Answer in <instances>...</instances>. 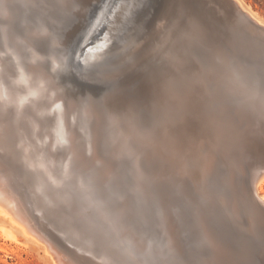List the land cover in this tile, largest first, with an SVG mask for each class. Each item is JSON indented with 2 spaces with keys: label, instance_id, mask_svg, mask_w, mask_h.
<instances>
[{
  "label": "rangeland",
  "instance_id": "1",
  "mask_svg": "<svg viewBox=\"0 0 264 264\" xmlns=\"http://www.w3.org/2000/svg\"><path fill=\"white\" fill-rule=\"evenodd\" d=\"M215 1L218 10L229 21L220 20L222 15L211 8L209 14L207 10L204 12L203 6H207L205 0H146V5L134 6L133 12L131 9L128 15L124 9L127 4H124L122 8H116L118 11L110 12L113 14V22L109 23L112 28L110 31L115 34L111 53L99 58L101 62L91 57L92 62L82 61V65L78 66L75 46L77 48V44L89 35L92 25L95 27L106 4L102 7L99 5L94 11L93 6L74 4L75 1L71 0L67 4L61 0H0V59L6 69L0 70V78L10 85L17 84L21 60L24 59L29 66L40 63L39 72L52 79V87L46 89L42 105L48 109L51 107L52 111L55 94L64 96L70 101L72 110L69 121L80 135V141H77L81 143L82 146H79L82 149L85 147L84 157L92 156L93 151L86 148L94 140L95 155L86 167L78 162L74 166L67 163L66 143L58 142L57 148L53 146L58 161L53 167L56 183L55 187H50V195L57 204L65 205L68 202L71 206L70 209L60 207L58 213L61 214L63 210L74 211L72 216L76 222H88L97 231L96 236L102 237L99 239L102 242L100 245L95 242L91 246L95 252H83L75 246L87 250L85 246L90 247L87 241L72 239L74 243L70 244L63 234L52 228L64 245L76 253L74 256L78 263L138 264L136 257L143 259L144 256V252L137 256L134 250L133 241L138 239L146 247L147 257L158 249L159 264H205L209 255L215 256L208 237L211 236L215 242H221V245L217 243L225 256L218 264H264V231L261 230V234L255 229L252 231L246 212L243 213L242 209L239 215L231 212L229 200L225 197L228 194L224 195L219 186L221 179L224 180L223 176H229L227 174L230 173H234L237 180L249 184L254 169L261 163V158L249 153L246 146L251 142L249 138L255 133L254 130L264 125V44L261 46L258 35L242 24L230 8L229 0ZM241 1L253 10L260 22H264V3L260 5L262 1ZM222 5L226 8H222ZM229 10L231 12L228 13ZM124 12L127 19H121ZM205 13L212 19H206L209 17ZM197 21L204 24L205 28L196 27ZM148 22V27L145 26L142 32L144 36L141 38L139 56H123L124 51H119L127 46L134 35L131 31L141 23L147 25ZM91 46L87 45L86 50ZM240 47L247 57L241 58ZM34 52L38 58H32ZM81 69L83 74H80ZM254 80H257L255 84L258 88L252 86ZM250 105L259 113L255 114L257 116L252 115L253 119ZM85 108L94 112L88 120ZM237 108H247L249 113L238 114ZM17 111L14 104H0V124L10 132L8 137L14 143L13 155L17 159L18 171L28 181L27 184L20 179V195L30 203L31 196L26 193L31 194L32 190L34 192V189L52 181L41 165L36 166L40 158L28 159L22 146L21 132L38 142L29 122L38 114L28 108L31 114L25 119L21 117L16 120ZM45 112V123L38 135L41 138L43 133L50 130V136L54 137L59 127L58 115L54 111ZM243 118L252 121V127L244 126ZM254 125H257L256 128ZM246 129L249 131L246 132ZM150 130L153 132L151 135ZM192 130L197 131L194 133ZM220 132H225V136ZM259 133L264 139V130ZM159 138L161 143L156 142L160 141ZM168 138L173 139H169L170 144L173 141L171 145L177 149L169 147ZM167 145L170 150L173 149L172 153ZM181 148L184 153H181ZM179 157L184 162L180 163ZM217 198L223 200L219 202ZM55 218L59 220L58 228L63 229L59 217ZM166 221L170 222V242L164 228ZM244 225L246 229H242ZM18 236L19 240L0 236V244L6 247V250L0 249V264H51L35 243L27 241L20 234ZM169 246L170 251H167ZM94 253H110L114 260L103 261ZM155 262L153 259L152 264Z\"/></svg>",
  "mask_w": 264,
  "mask_h": 264
},
{
  "label": "bare ground",
  "instance_id": "2",
  "mask_svg": "<svg viewBox=\"0 0 264 264\" xmlns=\"http://www.w3.org/2000/svg\"><path fill=\"white\" fill-rule=\"evenodd\" d=\"M63 4H67L68 0H61ZM71 1H75L74 4L77 3H82L83 6L87 4L88 7L93 6L94 11L96 10V8L100 5L102 7L103 4H106L105 8L103 9L102 12V16L98 19V21L95 24V27L93 28L91 26L89 35L83 39V41L79 42L80 44H77V48L75 46V52H77L75 60L76 63H78L77 65L80 66L82 65V61L84 62H90V58L93 57L94 60H100L99 58H101L103 55H105L106 53H111V49L113 46V41L112 39L115 37V34L112 33V31H110L112 28L111 26H109L113 21H111V18L113 17V14L111 15L112 12L118 11L116 10V8H122L123 6H125L124 4H127L126 7L124 8L126 14L128 15L129 12L131 11V9L139 4H145L146 5V0H141V2L139 0H99L98 2H94V0H71ZM207 3V6H203V11L205 12L206 10L208 11L207 14H209V8L215 10L216 12L221 13V10H218V6L215 0H205ZM69 3V2H68ZM123 4V5H122ZM229 4L231 5L230 8L233 10V12L237 15V17H239L242 21V24L247 26L252 33H255L257 36V40L260 41L261 46L262 44H264V22H260L259 19L256 17L255 13L253 12V10H251L250 8L246 7L241 0H229ZM221 5V2H220ZM79 6V4H78ZM77 6V7H78ZM224 8L225 5H222ZM72 7V6H71ZM76 7V5H75ZM81 7V6H80ZM100 7V8H101ZM139 7V6H138ZM220 7V6H219ZM85 8V7H84ZM221 8V7H220ZM226 8V7H225ZM229 8V7H228ZM74 9V8H73ZM86 10V9H85ZM135 10H137L135 8ZM225 10V9H224ZM222 9V11H224ZM81 12V10H80ZM79 12V13H80ZM111 12V13H110ZM121 12V11H120ZM119 12V13H120ZM124 12V17L121 19L126 18L127 19V15H125ZM133 12V9H132ZM225 12V11H224ZM228 13L231 12L230 10L227 11ZM118 13V12H117ZM118 13V14H119ZM205 13V14H206ZM226 13V12H225ZM121 14V13H120ZM133 14V13H131ZM205 15L209 18L206 19H212L210 15ZM110 15V17H108ZM234 15V14H233ZM123 16V15H122ZM193 16V15H191ZM117 17V14L115 15V18ZM121 17V15H120ZM218 17H220L218 15ZM223 18H219L224 19L225 21H229L227 19L224 18L225 16L222 15ZM231 17V16H230ZM236 17V18H237ZM92 18V17H91ZM2 19V18H0ZM218 19V18H216ZM218 19V20H219ZM223 20V21H224ZM116 21V19H115ZM215 21V20H214ZM2 22V21H1ZM128 23V22H126ZM150 22L145 23V25H143L142 23L136 27V29L134 28L131 33L133 32V36L130 39V41H128L127 46H125L123 48L122 51L119 52H123V56H133L135 58H137L139 56V47L141 44V38L144 36L143 29L146 27H148ZM262 23V24H261ZM121 25V24H120ZM127 25V24H125ZM204 24L200 23V22H196V27H203ZM10 26V25H9ZM8 26V28H9ZM157 26V25H156ZM262 27V28H261ZM111 28V29H110ZM119 28V27H118ZM116 28V29H118ZM205 28V27H203ZM120 29V28H119ZM118 29V31H119ZM163 29V28H162ZM34 31V30H33ZM117 31V30H116ZM224 32V31H223ZM121 37V36H120ZM119 38V37H118ZM262 38V40H260ZM171 39V38H170ZM255 39V38H254ZM257 40H255L257 43H259ZM239 41V40H238ZM2 42V41H1ZM116 42V41H115ZM156 42V41H155ZM259 43V44H260ZM91 44L92 46L86 50V46ZM124 44V43H122ZM160 44V43H159ZM126 45V44H125ZM161 45V44H160ZM156 47V45H155ZM162 47V45L160 46ZM243 47H245L243 45ZM116 48V47H115ZM240 53H241V58L243 57H247V55L245 54V52L243 51V48L240 47ZM264 48V47H263ZM261 48V49H263ZM157 49V48H156ZM149 50V49H148ZM264 50V49H263ZM36 52V51H35ZM34 52L33 57L32 58H38V54H36ZM109 55V54H108ZM120 55V54H119ZM111 57V56H110ZM113 57V55H112ZM111 57V58H112ZM153 58V57H152ZM264 58V57H263ZM103 59H105L103 57ZM109 59V58H106ZM113 59V58H112ZM37 60V59H35ZM39 60V59H38ZM93 61V59L91 60V62ZM104 61V60H103ZM102 61V63H103ZM108 61V60H106ZM128 61V60H127ZM240 61V60H239ZM21 65H20V72H19V76L17 78V84H13L10 85L9 82L4 81L3 79L0 78V104L2 106H9L14 104L15 107L18 108V114L16 112L17 117H14L16 120L17 118L20 120L21 117L23 119L27 118L28 115H30L31 113H28V108L34 109V111L38 114V116H36V118H31L29 122H31V126L32 129L34 131L33 134L37 135L38 138V142L34 141L32 138H28L23 132H21V139H23V147L26 153L27 158L29 159L31 158H37L39 160L38 161V165H41L45 170H46V174H48V176L51 178L52 183L49 181L48 184L46 185H41L40 187H38L37 190L34 189L31 191L30 193H26V195L31 196V201L29 203L28 199L23 200L21 195H20V179L22 182H25L28 184V181L26 179V177L24 175H22L19 171H18V165L16 163L17 159L14 157L13 153V141H10V138L8 137V135L10 134V132L8 131L7 127L0 124V236L6 238V239H10V240H19V234L22 235L27 241L35 243L40 249H42V251L47 255L44 258L49 261L51 264H80L78 263V261L75 259V252H72V250H70L66 245H64V241L62 242L61 239L59 238V236L55 233V229L64 235V237L66 238V241L70 244L74 243V241L72 239H76V240H84L87 241L88 245H90V247H86L87 250H83L81 249V247L79 246H75V248H77L80 251H88V252H95V249H93L91 246H93V243H99V245L102 243L100 242L99 239H101L100 237L96 236V232L94 231V229L91 227V225L88 222H84L82 221L80 223L76 222L75 218L72 216L74 213L71 211H62L61 214L60 212L58 213L59 209H63L68 207L70 209V203L68 204V202L65 203V205L62 204H57L56 200L51 197L50 195V187L52 188L55 187L54 182L56 181V178L53 174V167L54 165L57 163V151L54 150V147L57 148L56 144L59 142H64L67 145V149H68V162L71 166H74L75 162H78V164L85 166L88 165L90 163V159L91 157H94V140H91V144L90 147L86 148L88 151H93L92 156L91 157H84L83 155V151L84 148L82 149L81 143H78V139L80 138L79 133L77 132V129L74 128V125L71 124V122L69 121L70 119V115H71V105H70V101L67 100L64 96H60V95H56L55 94V99L52 103L51 106H53V110L54 112L57 113L58 115V125L59 127H57L56 132H55V136L52 137V135L50 136V130L48 132H45L42 134L41 138L39 137L38 134H40V128L44 125L45 120L43 117H45V115L43 116L44 112L47 111V113H52V111L50 110L51 107H45L42 105L41 100L43 99L44 96H46V89L51 88V84H52V79L51 76L45 75V73H41L39 72L41 70L40 68V63H38L37 65H33L29 63H25L26 61L23 59L20 61ZM98 62V61H97ZM95 62V64L97 63ZM101 62V60H100ZM92 64V63H91ZM94 64V65H95ZM90 65V64H88ZM93 66V65H92ZM5 69V65L3 63V61L0 59V70L4 71ZM203 69V68H202ZM6 70V69H5ZM74 70V69H73ZM82 70V69H81ZM9 71V70H8ZM79 72V70H77ZM83 70L80 72V74H83ZM149 72V71H148ZM155 72V71H154ZM159 72V71H158ZM227 72V71H226ZM184 73V72H183ZM34 74H36L37 76H35ZM101 74V73H100ZM122 75V74H121ZM86 76V75H85ZM103 76V75H102ZM164 76V75H163ZM114 77V76H113ZM211 78V77H210ZM89 79V78H88ZM209 79V78H208ZM84 80V79H83ZM109 80V79H108ZM92 81V80H91ZM254 80L252 83L253 87L255 84ZM210 83V82H209ZM236 83V82H235ZM88 84V83H87ZM99 84V83H98ZM184 84V83H183ZM214 84V83H213ZM232 84V83H231ZM168 85V84H167ZM166 85V86H167ZM181 85V84H179ZM113 86V84L111 85ZM256 87L258 88V86L256 85ZM185 88V87H184ZM243 88V87H242ZM164 89V88H163ZM216 89V87H215ZM223 89V88H222ZM172 90V89H171ZM251 90V89H250ZM258 90V89H257ZM166 91V90H165ZM213 91V90H212ZM219 91V90H217ZM259 91V90H258ZM158 92V91H157ZM161 92V91H159ZM184 92V91H183ZM220 92V91H219ZM238 92V91H237ZM247 92V91H246ZM162 93V92H161ZM262 93V92H261ZM185 94V93H183ZM233 94V93H232ZM250 94V93H249ZM241 95V94H240ZM160 96V95H159ZM249 96V95H248ZM252 96V95H251ZM121 97V96H120ZM230 97V96H229ZM250 97V96H249ZM182 98V97H181ZM245 98V97H244ZM87 99V98H86ZM176 99V98H175ZM189 99V98H188ZM210 99V98H209ZM254 99V98H253ZM105 100V98L103 99V101ZM240 101V99L238 100V102ZM242 101V100H241ZM108 102V101H107ZM114 102V101H113ZM105 103V101H104ZM103 103V105H104ZM191 103V102H190ZM241 103V102H240ZM215 104V103H214ZM213 104V105H214ZM254 104V103H253ZM110 105V104H109ZM184 105V104H183ZM189 105V103H188ZM211 105V104H210ZM217 105V104H216ZM239 105V104H237ZM247 105V104H246ZM261 105V104H260ZM243 106V105H242ZM252 105H250L249 110H250V115L251 118L253 119V116H257L255 114H259L257 111H255V109L253 107H251ZM256 106V105H255ZM89 107V106H88ZM115 107V106H114ZM187 107V106H186ZM218 107V106H217ZM221 107V106H220ZM227 107V106H226ZM240 107V106H239ZM248 107V106H247ZM264 107V105H263ZM185 108V107H184ZM225 108V107H224ZM223 108V109H224ZM244 108V107H243ZM243 108H237L236 112L238 114L241 115H245L247 113H249L247 111V108H245V110H243ZM111 109V107H110ZM170 109V108H169ZM176 109V108H175ZM218 109V108H217ZM72 110V109H71ZM197 110V109H196ZM216 110V109H215ZM214 110V111H215ZM222 110V108H221ZM231 111H233V109H230ZM113 111V110H112ZM32 112V111H31ZM85 115L87 116V120L89 119V117L91 115H93L92 113H94L93 111L89 110L88 108L84 109ZM110 111H108V114ZM200 112V111H199ZM260 112V110H259ZM46 113V112H45ZM218 113V112H217ZM14 114V113H13ZM55 114V113H54ZM121 114V112H120ZM189 114V113H188ZM187 114V115H188ZM222 114V113H221ZM229 114V113H227ZM232 114V113H230ZM56 115V114H55ZM196 115V114H195ZM219 115V114H217ZM253 115V116H252ZM139 116V115H138ZM204 116V115H203ZM236 116V115H235ZM107 117V115H106ZM106 117H104L106 119ZM112 117V116H111ZM115 117V116H114ZM193 117V116H192ZM199 117V116H198ZM201 117V116H200ZM232 117V116H231ZM103 118V119H104ZM108 118V117H107ZM117 118V116H116ZM132 118V117H131ZM216 118V116H215ZM229 118V117H228ZM239 118V117H238ZM237 118V119H238ZM242 118V117H241ZM109 119V118H108ZM113 119V118H112ZM225 119V118H224ZM232 119V118H231ZM230 119V120H231ZM244 119V118H243ZM257 119H260L257 117ZM206 120V119H205ZM114 121V120H113ZM156 121V119H155ZM207 121V120H206ZM211 121V120H210ZM96 122V121H95ZM252 122V121H251ZM251 122L244 119V126L246 127H252L251 126ZM257 122V121H256ZM1 123V122H0ZM43 123V124H42ZM118 123V122H116ZM166 123V122H165ZM164 123V124H165ZM169 124V123H168ZM187 124V122H186ZM118 125V124H117ZM204 125V124H203ZM208 125V124H207ZM20 126V125H19ZM18 126V127H19ZM48 126V125H47ZM103 126V125H102ZM116 126V125H115ZM114 126V127H115ZM119 126V125H118ZM191 126V125H190ZM230 126V124H229ZM257 125H254V127ZM264 126V125H262ZM260 126L257 128V131L254 130V132L252 131V134L249 138V140L251 142L248 143L247 150L249 153H252L254 155H257L259 158H261V163L257 164V167L255 170V172L253 173L251 179H250V183L247 184L245 182H242L240 180H237L234 176V173H230L227 174L229 176H223L224 180L221 179V185H219L222 188V192L223 194H228L225 195L226 199L229 200V207H230V211L234 212L235 215L236 214H240L239 212H241L240 209L243 210V213L246 212L245 214L247 215V218L249 219V227L252 226L253 230L255 229V232L261 234V230L264 231V139L261 138L260 135V131L264 130V128ZM109 127V126H108ZM120 127V126H119ZM130 127V126H129ZM215 127V126H214ZM228 127V126H227ZM232 127V126H231ZM113 128V127H112ZM121 128V127H120ZM187 128V127H186ZM208 128V127H207ZM256 128V127H255ZM49 129V128H48ZM101 129V128H100ZM111 129V127H110ZM203 129V126H202ZM212 130V128H210ZM215 129V128H214ZM228 129V128H227ZM230 129V128H229ZM254 129V128H253ZM99 130V129H98ZM126 130V129H125ZM155 130V129H154ZM169 130V129H168ZM166 130V131H168ZM194 130V129H193ZM192 130V131H193ZM242 130V129H240ZM260 130V131H259ZM104 131V130H102ZM118 131V130H117ZM151 131V130H150ZM188 131V130H187ZM197 130H195L196 132ZM199 131V130H198ZM213 131V130H212ZM216 132V130H214ZM223 131V130H222ZM226 131V130H225ZM232 131V130H231ZM230 131V132H231ZM249 129H246V132H248ZM110 132V131H109ZM194 132V131H193ZM194 132V133H195ZM201 132V131H199ZM198 132V133H199ZM211 132V131H210ZM214 132V134H215ZM229 132V131H227ZM235 132V130H234ZM243 131H241L242 134ZM112 133V132H111ZM119 133V132H118ZM153 133L152 131L150 132ZM172 133V131H171ZM170 133V134H171ZM193 133V134H194ZM202 133V132H201ZM221 133V132H220ZM239 133V132H238ZM159 133H157L158 135ZM162 134V133H161ZM165 131H164V135H165ZM169 134V132H168ZM169 134V135H170ZM217 134V132H216ZM225 136V132L223 133ZM221 133V135H223ZM237 134V133H236ZM240 134V135H241ZM246 134V133H245ZM250 134V133H249ZM120 135V134H119ZM124 135V134H123ZM149 135V136H150ZM156 134H153V136ZM156 135V136H157ZM173 135V134H172ZM177 135V134H176ZM196 135V134H195ZM200 135V134H199ZM210 135V134H209ZM219 135V134H218ZM216 135V136H218ZM230 135V134H229ZM175 136V135H174ZM178 136V135H177ZM176 136V138H177ZM194 136V135H193ZM215 136V135H213ZM234 136V134H233ZM238 136V134H237ZM118 137V136H117ZM151 137V136H150ZM158 137V136H157ZM160 137V134H159ZM170 137V136H168ZM181 138L183 136H180ZM185 137V136H184ZM208 137V136H206ZM228 137V136H227ZM239 137V136H238ZM46 138V139H44ZM125 138V137H123ZM165 138V137H164ZM174 138V137H173ZM198 138V137H197ZM201 138V137H200ZM216 138V137H215ZM240 138V137H239ZM48 139V140H47ZM121 139V138H120ZM127 139V137H126ZM126 139H123V142H126ZM158 139V138H157ZM170 140H173L171 138H168V142L170 144ZM186 139V138H185ZM206 139V138H205ZM222 139V137H221ZM228 139V138H227ZM146 140V139H145ZM156 140V139H155ZM160 141H156L161 143V138H159ZM166 140V138H165ZM177 139H175L176 141ZM187 140V139H186ZM215 140V139H214ZM212 140V141H214ZM225 140V139H223ZM222 140V141H223ZM229 140V139H228ZM80 141V139H79ZM111 141V140H110ZM152 141V140H151ZM179 141V140H178ZM182 142V140H180ZM185 141V140H183ZM206 141H210L209 138L206 139ZM205 141V142H206ZM221 141V142H222ZM41 142V143H40ZM117 143H119L118 141H116ZM122 141H120L121 143ZM122 142V143H123ZM167 142V143H168ZM173 144V141H171ZM193 142V141H191ZM197 142V140H196ZM202 142V141H201ZM233 142V141H232ZM146 143V141H145ZM149 143V141H148ZM152 143V142H151ZM163 143H165L163 141ZM162 143V144H163ZM188 143V142H187ZM215 143V142H214ZM219 143V142H218ZM116 144V143H115ZM170 144L169 147L175 148L177 149L178 147H173ZM228 145V143H226ZM39 145V146H37ZM42 145V146H41ZM80 145V146H79ZM160 145V144H159ZM181 145V144H178ZM183 145V144H182ZM195 145V143H194ZM208 145V143H207ZM206 145V147H207ZM54 146V147H53ZM142 146V145H141ZM156 146V145H155ZM163 146V145H162ZM185 146V145H184ZM215 146V144H214ZM224 146V145H223ZM233 146V144H232ZM146 147V146H145ZM168 148V145L166 146ZM225 147V146H224ZM157 148H159V146L157 145ZM164 148V147H163ZM166 148V149H167ZM171 148V149H172ZM199 148V147H198ZM203 148V147H202ZM212 148V147H211ZM215 148V147H214ZM231 148V146H230ZM169 149V148H168ZM174 149V150H175ZM180 149V148H179ZM182 149V148H181ZM186 149V148H185ZM233 149V148H232ZM100 150V149H99ZM118 150V149H117ZM163 150V149H162ZM161 150V151H162ZM170 150V149H169ZM168 150V151H169ZM173 150V149H172ZM170 150L169 152L172 153ZM156 151V150H155ZM154 151V152H155ZM165 151V150H164ZM191 151V150H189ZM194 151V150H193ZM225 152V150L222 149V152ZM233 151V150H232ZM231 151V152H232ZM177 152V151H176ZM174 152V153H176ZM185 151H183L181 153H184ZM201 153H203L202 151H200ZM198 151V153H200ZM223 152V153H224ZM138 153V152H137ZM144 153V152H143ZM164 153V152H163ZM167 153V152H166ZM165 153V154H166ZM180 153V154H181ZM191 153V152H190ZM193 153V152H192ZM221 153V154H223ZM135 154V153H134ZM141 154V153H139ZM138 154V155H139ZM159 154V153H158ZM168 154V153H167ZM205 154V153H203ZM230 154V153H229ZM239 154V153H238ZM164 155V154H162ZM173 155V154H172ZM175 155V154H174ZM187 155V154H186ZM194 155H197L196 153H194ZM200 155V154H199ZM219 155V153H218ZM142 157V155H140ZM161 156V154H160ZM159 156V158H160ZM239 156V155H238ZM39 157V158H38ZM133 158H135L134 156H132ZM175 157V156H174ZM173 157V159L175 160V158ZM206 157V156H205ZM212 157V156H211ZM233 157V156H232ZM163 158V157H162ZM161 158V159H162ZM169 158V157H168ZM180 158V157H179ZM182 158V157H181ZM180 158V160H181ZM197 159V157H195ZM200 158V157H199ZM228 158V157H227ZM234 158V157H233ZM116 159V158H115ZM136 159L139 161V159L136 157ZM167 159V158H166ZM172 159V160H173ZM26 160V157H25ZM190 160V159H189ZM227 160V159H226ZM251 160V159H250ZM249 160V161H250ZM254 160V159H253ZM27 161V160H26ZM30 161V160H29ZM161 161V160H160ZM183 160L180 161V163H182ZM196 161V160H195ZM198 161V159H197ZM200 161V160H199ZM100 162V161H99ZM162 162V161H161ZM166 162V161H165ZM184 162V161H183ZM209 162V161H208ZM223 162V161H222ZM232 162V161H231ZM24 163V162H23ZM22 163V164H23ZM30 163V162H29ZM40 163V164H39ZM65 163V164H67ZM102 163V162H101ZM129 163V162H128ZM135 163V162H134ZM171 163V161H170ZM196 163V162H195ZM204 163V162H203ZM228 163V162H227ZM226 163V164H227ZM98 164V163H97ZM96 164V165H97ZM136 164V163H135ZM221 164V163H220ZM156 165V164H155ZM154 165V166H155ZM163 164H161L162 166ZM184 165V164H183ZM200 165V164H199ZM230 165V164H229ZM68 166V165H67ZM201 166V165H200ZM211 165H209L208 167H210ZM255 166V165H254ZM30 167H31V163H30ZM167 167V166H166ZM182 167V165H181ZM184 168L186 167L185 165L183 166ZM206 167V168H208ZM38 168V167H37ZM74 168V167H73ZM90 168V167H89ZM133 168V167H132ZM136 168H139L138 166ZM168 168V167H167ZM183 168V169H184ZM187 168V167H186ZM185 168V171H186ZM36 169V168H35ZM106 169V168H105ZM172 169V168H171ZM179 169V168H177ZM43 170V169H42ZM138 170V169H137ZM169 170V169H168ZM231 170V169H230ZM139 171V170H138ZM142 171V170H141ZM232 171V170H231ZM44 172V171H43ZM109 172V171H107ZM187 172V171H186ZM159 173V172H158ZM175 173V172H174ZM173 173V174H174ZM200 173V172H199ZM133 174V173H132ZM161 174V173H160ZM168 174V173H167ZM172 174V175H173ZM159 176V174H157ZM165 175V174H164ZM169 175V174H168ZM178 175V173H177ZM202 175V174H201ZM157 176V177H158ZM166 176V175H165ZM174 177V176H173ZM160 178V177H159ZM151 179V177L149 178ZM153 179V178H152ZM179 179V178H178ZM154 180V179H153ZM204 180V178H203ZM180 181V180H179ZM202 181V180H200ZM214 181V180H213ZM212 181V182H213ZM218 181V180H217ZM20 183V184H19ZM56 183V182H55ZM137 183V182H136ZM205 183V182H204ZM139 185V184H138ZM166 185V184H165ZM179 185V184H177ZM183 185V184H182ZM214 185H217L214 183ZM206 186V185H205ZM199 187V186H198ZM204 187V186H203ZM23 188V186H22ZM28 188V187H27ZM138 188V187H137ZM165 188V187H164ZM212 188V186H211ZM140 189V188H139ZM138 189V190H139ZM144 189V188H143ZM217 189V188H216ZM23 190V189H22ZM187 190V189H186ZM205 191V190H204ZM214 191H217L214 189ZM25 192H23L24 194ZM216 193V192H215ZM221 193V192H220ZM219 193V194H220ZM145 194V193H144ZM212 194V193H211ZM222 194V195H223ZM25 195V196H26ZM217 195V194H216ZM215 195V197H216ZM20 196V197H19ZM60 196V195H59ZM174 196V195H173ZM217 197H219L217 195ZM221 197V196H220ZM24 198V197H23ZM27 198V197H26ZM218 199V198H217ZM33 200V201H32ZM220 200L223 199H218L219 202H221ZM68 201V200H67ZM217 202V203H219ZM180 204V203H179ZM182 205V204H181ZM61 207V208H60ZM136 207V206H135ZM241 207V208H240ZM67 208V209H68ZM73 210V209H72ZM199 211V208L198 210ZM208 213V212H207ZM226 213V212H225ZM55 216H58L60 219V222L63 224L62 227L63 229L58 228V219L55 218ZM76 216V215H74ZM214 216V215H213ZM237 217V216H236ZM239 217H237L238 219ZM78 219V218H77ZM247 220V219H246ZM205 221V220H204ZM242 221V220H241ZM248 221V220H247ZM167 222V221H166ZM240 222V220H239ZM86 223V225H85ZM238 223V222H237ZM243 223V222H242ZM245 223V222H244ZM240 224V223H239ZM160 225V224H159ZM243 225V224H241ZM165 233L167 234L168 238H169V242H170V222L166 223L165 225ZM246 225L241 226L242 229L245 228ZM239 227V225H238ZM54 230H53V229ZM206 228V227H205ZM241 229V228H238ZM246 229V228H245ZM203 230V229H202ZM127 232H129L127 230ZM132 232V231H131ZM244 232V231H243ZM216 233V232H215ZM240 235L242 234V230L241 232H239ZM248 233V232H247ZM120 234V233H119ZM118 234V235H119ZM133 234V233H132ZM245 234V233H244ZM243 234V235H244ZM122 235V234H121ZM175 235V234H174ZM239 235V236H240ZM242 235V236H243ZM246 235V234H245ZM236 236V235H235ZM251 236V235H250ZM209 240L212 243V248H213V252L214 255L212 257V255H209V259H205L207 260L206 262H204L205 264H218L221 261L222 256H224V254L221 253L218 243L219 242L217 240V242H215V240H213L211 238V236H208ZM238 237V236H237ZM241 237V236H240ZM98 238V239H97ZM252 239V238H251ZM261 239V238H260ZM236 240V239H235ZM138 239H135L133 241V246H134V250L136 251V255L139 256V254L144 252V256L143 259L136 257L137 263L138 264H152L153 259L154 261H156L154 264H159L157 261V257H159V253H157L156 251L158 250H153L150 253V257H147L146 252L148 253V251H146V247H144V245H141V243L138 242ZM199 241V240H198ZM95 243V244H96ZM206 243V242H205ZM221 245V242H219ZM225 243V242H224ZM170 244V243H169ZM238 244V243H237ZM208 245V244H207ZM74 246V245H73ZM83 246V245H82ZM84 247V248H85ZM205 247V246H204ZM0 249L2 250H6V247L2 246L0 244ZM72 249V247H71ZM194 250V249H193ZM75 251V250H74ZM167 251H170V246L168 247ZM207 251V250H206ZM77 252V251H76ZM74 253V254H73ZM172 253V251H171ZM79 254V253H78ZM95 254V253H94ZM99 259H103L106 261L109 260H114L113 257L111 256L110 253L107 254H95ZM200 255V254H199ZM232 255V254H231ZM79 256V255H78ZM156 256V257H155ZM207 256V255H206ZM242 258V257H241ZM256 259V258H255ZM161 261V260H160ZM227 261V260H226ZM111 262V261H110ZM202 262V261H201Z\"/></svg>",
  "mask_w": 264,
  "mask_h": 264
},
{
  "label": "trees",
  "instance_id": "3",
  "mask_svg": "<svg viewBox=\"0 0 264 264\" xmlns=\"http://www.w3.org/2000/svg\"><path fill=\"white\" fill-rule=\"evenodd\" d=\"M260 1H262V2H260V5L263 6L264 0H260Z\"/></svg>",
  "mask_w": 264,
  "mask_h": 264
}]
</instances>
